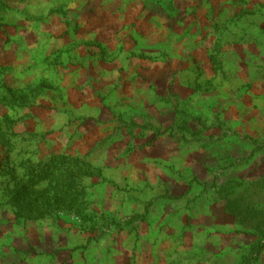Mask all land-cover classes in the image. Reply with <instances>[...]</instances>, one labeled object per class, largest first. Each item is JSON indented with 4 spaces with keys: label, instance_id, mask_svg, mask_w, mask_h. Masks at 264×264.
I'll use <instances>...</instances> for the list:
<instances>
[{
    "label": "rangeland",
    "instance_id": "obj_1",
    "mask_svg": "<svg viewBox=\"0 0 264 264\" xmlns=\"http://www.w3.org/2000/svg\"><path fill=\"white\" fill-rule=\"evenodd\" d=\"M262 232L264 0H0V264H264Z\"/></svg>",
    "mask_w": 264,
    "mask_h": 264
},
{
    "label": "trees",
    "instance_id": "obj_2",
    "mask_svg": "<svg viewBox=\"0 0 264 264\" xmlns=\"http://www.w3.org/2000/svg\"><path fill=\"white\" fill-rule=\"evenodd\" d=\"M263 226V225H262ZM258 229H260V228H258ZM262 235H264V232H262Z\"/></svg>",
    "mask_w": 264,
    "mask_h": 264
}]
</instances>
